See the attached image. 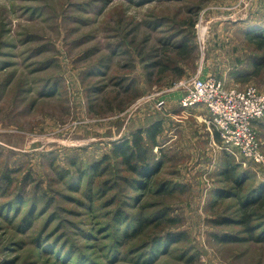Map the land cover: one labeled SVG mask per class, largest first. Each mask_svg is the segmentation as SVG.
<instances>
[{
	"label": "rangeland",
	"instance_id": "rangeland-1",
	"mask_svg": "<svg viewBox=\"0 0 264 264\" xmlns=\"http://www.w3.org/2000/svg\"><path fill=\"white\" fill-rule=\"evenodd\" d=\"M259 38L264 0H0V264H142L169 235L181 239L153 264H264L237 204L264 188V166L220 138L214 152H188L211 116L176 109L196 78L263 94ZM153 127L156 147L144 135L140 146L159 172L133 203L135 175L111 147ZM252 128L264 157V120ZM225 163L247 179L239 189L218 180ZM138 211L163 215L118 239ZM253 212L256 236L264 209Z\"/></svg>",
	"mask_w": 264,
	"mask_h": 264
},
{
	"label": "trees",
	"instance_id": "trees-1",
	"mask_svg": "<svg viewBox=\"0 0 264 264\" xmlns=\"http://www.w3.org/2000/svg\"><path fill=\"white\" fill-rule=\"evenodd\" d=\"M263 40H261L260 38L257 40V44L259 46H264V43H262ZM167 44V43H166ZM176 48L181 52L183 48L181 47H177ZM99 67H97L96 69H98ZM259 121V120H258ZM256 122V121H255ZM255 124V123H254ZM253 124V125H254ZM156 127L153 128H148L147 130L143 131V133L141 131H138L137 133H135V135L132 136V139H128L126 141H121L118 142V144H113L111 147V155L113 156V158L115 159V161L124 167L127 172H131L133 173L135 176L134 178H132L129 182V189L131 191L130 196L128 197L129 199H131L133 201V203L137 202V199H139V197L143 196V193L145 192L146 188L148 187L150 181H152L153 179H155L158 175L159 172V166H155V164L152 161H149V155H148V151L146 150V148H143L142 146H140V143L144 140V136L146 138V141L149 142L150 147H156V142H155V136L158 134V132H156ZM144 135V136H143ZM225 157H229L232 159V157L227 154V153H223L222 154ZM107 160L106 157H103L102 162H105ZM225 169L222 170L220 176H224V178L221 180V178H218L219 181H221L222 183L225 181L229 182L233 185V187L235 189H239V187L242 186V184H244L247 179L244 178V174L242 173L241 175L237 176V167L235 165H230L228 163H225ZM96 165L93 166H89L88 171L94 173L96 171ZM237 176V177H236ZM2 180L5 182V186H6V182H7V176L4 175ZM3 188V187H2ZM165 185H162L160 187L159 190H157V194H161V191H164L165 189ZM5 189V188H4ZM224 190H218V192H214L215 194H217V199H222L225 197H237L236 194L234 195H227V193L219 195L220 193H222ZM171 192V191H170ZM227 195V196H225ZM225 196V197H224ZM215 202V201H213ZM238 204V209L240 212L242 213V219L241 221H239L238 224H240L241 226L243 225L244 230L247 231L249 233V238H251V241L253 243H264V225L263 228L260 229L258 235L256 236H252L251 234L254 233V229L256 228H252L249 227V222H250V218L252 216L253 210H256L258 208H262L264 209V188L263 187H257L255 189H252L251 191H249L246 194V197L244 198V200H242V202L237 203ZM134 205V204H133ZM138 206V205H136ZM19 208V207H18ZM254 208V209H253ZM17 209V208H14ZM135 218L133 220H130L128 224H126L127 222H125V229H129V230H125L126 232H124L122 235L118 232V239H126L127 237H130V234L136 233L138 230H140L142 227L146 226V224L148 222H153L158 219H160V217H162V215H153L151 218H147L146 217H141V214L135 213ZM254 215H257L254 213ZM122 215H120V217L116 218L115 221H117L116 223H120V220L122 219ZM264 218V215H263ZM150 219V220H149ZM20 227L21 228H29L31 226V224L33 223V218H23L22 220H20ZM169 223H173L172 219H169ZM173 238H175L173 235H169L167 238L162 237L161 240L159 239H154L151 241V248L147 251V253L145 255H147V257H145V259H142V264H153L154 261L156 260L155 258L158 259V257L163 256V253L165 252V250L167 251L168 249V244L169 243H177L179 242V240L181 239V236L179 235L178 238L175 241H171ZM229 237H225L222 239V241H226L229 240Z\"/></svg>",
	"mask_w": 264,
	"mask_h": 264
},
{
	"label": "built area",
	"instance_id": "built-area-1",
	"mask_svg": "<svg viewBox=\"0 0 264 264\" xmlns=\"http://www.w3.org/2000/svg\"><path fill=\"white\" fill-rule=\"evenodd\" d=\"M243 1V0H240ZM233 99H241L249 108L235 107ZM182 110H190L201 105L209 113V123L216 129L223 149L236 156L231 150L236 149L240 158L255 165L264 166V157L260 153L257 134L252 128L255 121L264 120V93L255 90L246 92L225 91L210 78L191 81L186 93L179 99ZM163 105L159 101L158 106ZM232 148V149H231Z\"/></svg>",
	"mask_w": 264,
	"mask_h": 264
},
{
	"label": "crops",
	"instance_id": "crops-1",
	"mask_svg": "<svg viewBox=\"0 0 264 264\" xmlns=\"http://www.w3.org/2000/svg\"><path fill=\"white\" fill-rule=\"evenodd\" d=\"M180 108H181L180 104H178L176 109L178 110ZM191 112H192L194 117H200V118L204 119L206 122L207 118L200 116V111L195 110V111H191ZM193 123H194V121H193ZM209 124L205 123L204 126H199V125L193 126V128L190 132V135L188 136L191 138V141L189 143L190 148H189L188 152H190V153L196 152V154L198 152H202V154H203V152H208L209 150H211L212 152L215 151V148H213V147L214 146L216 147V144L220 143L219 142V136H218L219 134L217 133V131L216 132L214 131V133L211 132L210 130H211V127H213V126L211 124L210 125ZM199 128H201L202 131H200ZM216 155H218V154H216ZM211 157H214V154L211 155Z\"/></svg>",
	"mask_w": 264,
	"mask_h": 264
},
{
	"label": "bare ground",
	"instance_id": "bare-ground-1",
	"mask_svg": "<svg viewBox=\"0 0 264 264\" xmlns=\"http://www.w3.org/2000/svg\"><path fill=\"white\" fill-rule=\"evenodd\" d=\"M233 100H234L233 105H234L235 107H241V108H249V107H250V105L247 104L246 101H243V100H241V99H233Z\"/></svg>",
	"mask_w": 264,
	"mask_h": 264
}]
</instances>
